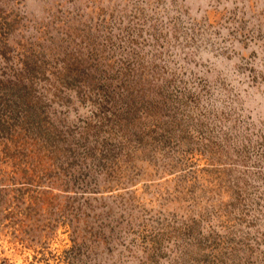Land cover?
<instances>
[{"label":"rangeland","instance_id":"374dc122","mask_svg":"<svg viewBox=\"0 0 264 264\" xmlns=\"http://www.w3.org/2000/svg\"><path fill=\"white\" fill-rule=\"evenodd\" d=\"M0 264H264V0H0Z\"/></svg>","mask_w":264,"mask_h":264}]
</instances>
